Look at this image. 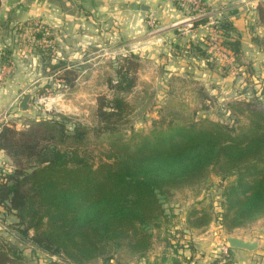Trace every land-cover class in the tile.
I'll return each instance as SVG.
<instances>
[{
  "label": "trees",
  "instance_id": "obj_1",
  "mask_svg": "<svg viewBox=\"0 0 264 264\" xmlns=\"http://www.w3.org/2000/svg\"><path fill=\"white\" fill-rule=\"evenodd\" d=\"M221 29V45L237 58L240 43L228 38L229 21ZM123 69L112 86L115 94L97 98V127L73 124L69 130L60 117L0 129V151L12 163L0 171V212L14 217L8 225L31 253L56 255L62 264L145 257L153 231L167 228L164 202L211 173L233 177L221 186L214 210L213 220L226 231L264 216V103H228L245 120L235 125L203 119L123 134L118 126L129 106L117 93L134 82ZM210 221L206 209L187 215L189 227ZM10 250L17 257V249ZM0 264L16 263L0 248Z\"/></svg>",
  "mask_w": 264,
  "mask_h": 264
},
{
  "label": "rangeland",
  "instance_id": "obj_2",
  "mask_svg": "<svg viewBox=\"0 0 264 264\" xmlns=\"http://www.w3.org/2000/svg\"><path fill=\"white\" fill-rule=\"evenodd\" d=\"M170 1L180 17L165 22L155 13H147L139 31L136 27L131 30L128 23L134 21L123 20L113 10L115 6L105 7V0H24L16 6L0 23V66L7 68L0 89L15 75L22 79L16 94L0 97V129H22L34 121L60 117L69 130L73 124L97 127V98L115 94L112 86L118 80V71L124 72L126 67L134 82L128 91L117 93L129 106L118 126L120 133H146L152 128L196 124L203 119L229 125L244 122L243 115L233 112L228 103H264V65L242 64L241 51L237 58L227 49L228 53L218 52L212 48V32L202 28L204 63H192L185 67L187 74L183 73V11L187 15L194 11L183 10L178 1ZM260 16L264 23L262 7ZM206 21L202 18L198 23ZM221 24L219 21L218 29ZM25 94L30 96L29 109L22 112L18 104ZM89 135L93 140L94 133ZM11 168L9 158L0 151V171ZM232 179L211 173L198 186L173 191L164 202L170 217L167 228L153 231V247L162 249L168 242L177 248V242L170 243L178 231L173 226L180 229L183 218L184 228L192 208L206 209L221 235H230L231 231L213 219L221 186ZM13 221V216L4 217L0 212V248L16 264H62L56 255L26 249L8 225ZM11 246L17 249V257ZM134 259L122 254L109 262L133 264ZM92 264L105 262L97 259Z\"/></svg>",
  "mask_w": 264,
  "mask_h": 264
},
{
  "label": "crops",
  "instance_id": "obj_3",
  "mask_svg": "<svg viewBox=\"0 0 264 264\" xmlns=\"http://www.w3.org/2000/svg\"><path fill=\"white\" fill-rule=\"evenodd\" d=\"M201 1L207 7L223 10L220 21H229L231 24L227 35L230 40H239L242 64L246 66L249 64L251 66L264 65V23L258 13V8H264V0ZM105 3L108 4L105 6L107 8L115 6L113 10L115 8L117 15H121L123 20L131 18V22L134 21V23H128L131 30L136 27L139 31L144 26L143 21L147 13L151 15L155 13L156 17H161L165 22L180 17L178 16L179 10L170 0H105ZM135 4L136 8H134ZM100 8H104V5H100ZM185 12L183 11V18L187 16ZM223 33V29L219 28L222 41ZM204 36L200 23L190 32H183V73L187 74L185 67L188 68V65L192 63L196 65L204 63L201 55ZM21 79L16 75L14 78H9L8 86L0 89V97L16 94L17 88L21 85L19 82ZM185 219L187 221V215ZM181 221L179 222L180 229L176 225L173 226V229L179 232L177 231L170 241L173 244L178 243L179 246L176 249L168 242L162 249L153 247L152 244L145 257L133 258L135 262L133 264H175V259L179 264H222L219 255L226 236L221 235V230L213 225V221L211 220L204 229L202 228L204 230L202 232L198 231L200 228L189 227L188 223L183 228L181 226L183 218ZM210 230L212 232L208 234ZM230 235L244 241L254 242L255 248L248 250L228 247L223 264H264V216L245 227L233 229ZM183 239L186 240L183 241ZM187 244L191 247L190 249L186 247Z\"/></svg>",
  "mask_w": 264,
  "mask_h": 264
},
{
  "label": "built area",
  "instance_id": "obj_4",
  "mask_svg": "<svg viewBox=\"0 0 264 264\" xmlns=\"http://www.w3.org/2000/svg\"><path fill=\"white\" fill-rule=\"evenodd\" d=\"M178 1L179 4L183 5V9L189 10L191 9L192 13L188 14L183 18V32L187 33L194 29L197 25H199V21L202 18H206L207 21L204 24H200L201 28L207 29L212 32V48L217 50L218 52H227L225 48L221 45V38L219 34L218 24L220 21V16L222 14L221 8L216 9H207L201 0H175ZM173 26L177 24H172ZM228 53V52H227ZM7 68L2 65L0 66V79L2 78V74ZM228 246L226 243L222 245L220 248V263L223 264L225 260V256L227 254Z\"/></svg>",
  "mask_w": 264,
  "mask_h": 264
},
{
  "label": "water",
  "instance_id": "obj_5",
  "mask_svg": "<svg viewBox=\"0 0 264 264\" xmlns=\"http://www.w3.org/2000/svg\"><path fill=\"white\" fill-rule=\"evenodd\" d=\"M23 2L24 0H0V23L6 21L11 10H13L16 6L23 4ZM29 98H30L29 94H25L21 98L18 104V108L20 111L25 112L29 109L28 106ZM225 243L228 247H232V248H241L248 250L255 248L254 242L244 241L231 235L226 236Z\"/></svg>",
  "mask_w": 264,
  "mask_h": 264
}]
</instances>
